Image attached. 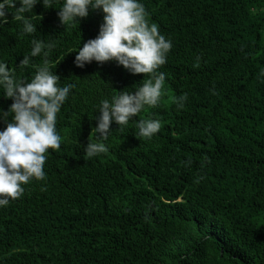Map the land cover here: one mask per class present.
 <instances>
[{
	"label": "trees",
	"instance_id": "trees-1",
	"mask_svg": "<svg viewBox=\"0 0 264 264\" xmlns=\"http://www.w3.org/2000/svg\"><path fill=\"white\" fill-rule=\"evenodd\" d=\"M140 2L172 44L158 68L161 96L122 131L111 123L107 151L91 158L83 147L95 142L94 105L147 74L114 60L74 66L99 9L63 27L38 2L25 14L36 32H20L14 9L0 24V60L16 75L34 70L18 63L36 38L54 45L58 83L73 85L44 179L0 206V264H264V0ZM10 103L0 96V109ZM144 118L161 123L150 138L136 136Z\"/></svg>",
	"mask_w": 264,
	"mask_h": 264
},
{
	"label": "clouds",
	"instance_id": "clouds-1",
	"mask_svg": "<svg viewBox=\"0 0 264 264\" xmlns=\"http://www.w3.org/2000/svg\"><path fill=\"white\" fill-rule=\"evenodd\" d=\"M40 3L44 9H56L59 24L63 27L77 25L78 18L86 17L90 10L99 9L102 21L95 37L75 48L73 64L83 68L92 61L103 63L114 60L132 74H147L142 83L130 91H117L110 98H101L94 110L95 142L87 139L83 153L91 158L107 151L104 141L109 136L111 123L123 130L132 117L145 106H155L161 96L165 74L158 71L172 47L171 41L150 23L140 0H0V24L8 21L14 9L20 21V32H36V24L26 13H33V6ZM56 3V7L51 5ZM27 54L22 55L18 66L34 69L30 76H18L12 67L0 60V96L10 98L7 110L0 109V206L21 196L23 185L31 179L42 180L45 153L60 147L61 136L57 131V113L73 88L71 83H58L57 74L49 66V50L45 44L33 38ZM40 57L41 63L32 64V58ZM7 65V66H6ZM264 77V67L259 69ZM185 97H174L182 106ZM136 136L150 138L161 127L158 119L144 118L135 123Z\"/></svg>",
	"mask_w": 264,
	"mask_h": 264
}]
</instances>
